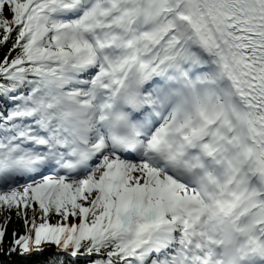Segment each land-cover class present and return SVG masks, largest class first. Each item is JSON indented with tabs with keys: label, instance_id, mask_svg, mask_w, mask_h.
<instances>
[{
	"label": "snow or ice",
	"instance_id": "1",
	"mask_svg": "<svg viewBox=\"0 0 264 264\" xmlns=\"http://www.w3.org/2000/svg\"><path fill=\"white\" fill-rule=\"evenodd\" d=\"M0 256L264 264V0H0Z\"/></svg>",
	"mask_w": 264,
	"mask_h": 264
},
{
	"label": "trees",
	"instance_id": "2",
	"mask_svg": "<svg viewBox=\"0 0 264 264\" xmlns=\"http://www.w3.org/2000/svg\"><path fill=\"white\" fill-rule=\"evenodd\" d=\"M11 232V226L9 228V233ZM0 264H19L18 257H7V256H0Z\"/></svg>",
	"mask_w": 264,
	"mask_h": 264
}]
</instances>
